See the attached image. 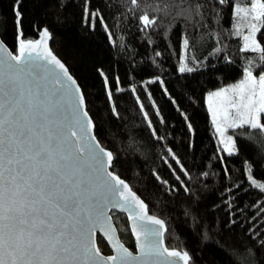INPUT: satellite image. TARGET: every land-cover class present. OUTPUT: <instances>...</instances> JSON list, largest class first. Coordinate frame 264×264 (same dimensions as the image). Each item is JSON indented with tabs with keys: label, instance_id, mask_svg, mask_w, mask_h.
<instances>
[{
	"label": "snow or ice",
	"instance_id": "obj_1",
	"mask_svg": "<svg viewBox=\"0 0 264 264\" xmlns=\"http://www.w3.org/2000/svg\"><path fill=\"white\" fill-rule=\"evenodd\" d=\"M217 3H231L232 15L247 20L244 25L247 34L240 31L239 22L234 23L235 34L242 36L241 51L256 54L251 59L245 57L248 63L239 81L211 91L207 97L211 123L223 145L221 151L232 156L238 154L234 137L244 135L235 130L247 127L259 130L264 136V45L258 39L264 29V0H244L247 6L236 0H217ZM63 4L64 0H60L61 7ZM130 4L140 8V0H130ZM90 5L91 0H84L82 23L94 31L99 21L111 38L112 32L100 9L90 10ZM205 6L200 0H171V4L152 8L151 15L141 10L137 17L140 31L152 44L154 41L147 35L149 30L161 26L168 32L171 30L172 24L164 25L160 14L171 16L172 21L180 17L199 24L204 20ZM10 11V17L0 14V264H196L189 250L165 246L166 221L150 214L145 200L117 174V156L97 138V124L87 109L85 91L49 47L53 39L49 27H37L27 20L25 0H12ZM216 19H220L219 13ZM26 22L38 33V39L26 38ZM9 29L15 52L8 46ZM122 41L123 38L119 47H124ZM190 41L189 36L181 35L182 55L177 69L180 74L198 70L195 43ZM112 43L117 45L116 40ZM219 51L217 48L216 52ZM155 55L159 57L162 53ZM254 65L261 67L259 75L254 74ZM97 71L104 80L111 110L118 116L109 77L103 69ZM113 79L115 91H125L120 86L119 75ZM157 82L164 83L159 76L145 83ZM130 90L135 93L136 87L133 85ZM163 91L172 100L166 87ZM136 99L139 101L138 96ZM143 107L140 103V108ZM143 115L147 117L148 113ZM182 115L189 130V147H194L193 122L187 114ZM148 124L151 126L150 120ZM229 129L234 130L230 135ZM247 138L252 139L251 134ZM167 152L190 179L172 149L167 148ZM245 168L250 187L264 195V182L253 178V165L245 162ZM224 172L227 176L226 165ZM202 175L207 177L208 172ZM181 184L186 194L189 193L190 189L182 181ZM112 210L127 214L138 255L119 240L111 244L114 254L105 255L94 241L98 231L104 236L117 232L109 215ZM259 235L258 232L253 235V246L242 252L234 250L232 255L243 264H264V239H257ZM209 241L204 231L202 242Z\"/></svg>",
	"mask_w": 264,
	"mask_h": 264
},
{
	"label": "trees",
	"instance_id": "obj_2",
	"mask_svg": "<svg viewBox=\"0 0 264 264\" xmlns=\"http://www.w3.org/2000/svg\"><path fill=\"white\" fill-rule=\"evenodd\" d=\"M200 2L206 6L204 20L199 24L180 17L172 21L171 16L160 14L164 25L172 24L171 30L168 32L163 26L149 30L147 35L154 41L152 44L141 33L137 17L141 10L151 15L152 8L171 4V0H140L139 9L130 0H91L90 10L100 9L112 32L111 38L99 21L94 31L82 23L84 0H64L63 7L60 0H25V12L28 21L37 27L48 26L53 33L50 48L85 91L87 109L97 124V138L117 156V174L145 200L150 214L166 221L165 245L189 250L196 264H243L232 255L233 251L242 252L253 246L256 232L260 234L257 239H264V211L260 210L264 208V195L250 187L245 168V162H250L253 178L264 182V136L259 130L247 127L235 130L244 135L234 137L238 154L228 156L217 142L205 101L209 91L239 81L247 67L245 57L251 59L256 54L241 51L244 42L242 36L235 34L234 23L239 22L240 31L246 34L247 20L232 15L231 3ZM236 2L247 6L244 0ZM11 4L12 0H0V14L10 17ZM169 11L175 15L173 9ZM182 34L195 43L198 70L191 74H180L177 70ZM25 36L28 39L38 36L28 22ZM121 38L124 47L118 46ZM258 39L264 45V29ZM11 40L9 29L8 46L15 52ZM112 40L117 41L116 46ZM217 48L221 51L216 52ZM156 52L162 55L157 57ZM98 68L109 77L118 116L111 110ZM253 68L254 74L259 75L261 67ZM116 75L125 89L123 92L115 91ZM157 76L164 81L163 85L145 83ZM133 85L135 93L130 90ZM164 87L172 100L163 91ZM144 112L148 113L147 117ZM182 114H187L193 122L194 147H189V130ZM233 131L229 129L228 134ZM249 134L252 139L247 138ZM167 148L179 158L190 179ZM204 172H208L207 177L202 175ZM181 181L190 189L189 193L186 194ZM229 220L236 223L230 225ZM114 222L122 242L133 249L125 218L117 215ZM250 230H253L251 234ZM204 231L210 237L207 243L202 242ZM98 246L104 254H110L101 239Z\"/></svg>",
	"mask_w": 264,
	"mask_h": 264
},
{
	"label": "water",
	"instance_id": "obj_3",
	"mask_svg": "<svg viewBox=\"0 0 264 264\" xmlns=\"http://www.w3.org/2000/svg\"><path fill=\"white\" fill-rule=\"evenodd\" d=\"M38 38H39V36H37L36 39H38ZM50 42H51V41H49V47H50ZM113 212L115 213V215H121V216H123V217L125 218L126 223H127V226H128V230H129V233H130V236H131L132 242H133V249L128 248V247L122 242V240H121V238H120V236H119L118 230H117V232H116L114 235H113L112 233L109 234V236H112V239H109V236H104V234H103L102 232H99V231H98V232L94 235V237H93L94 241L98 244V239H101V240L103 241V243L107 246V248H108L110 254H114V250L111 248V244H112L113 242H115V240H119V242H120V243H123L125 247H127L130 251L133 252V254L138 255V254H139V249H138V247H137V243H136V240H135V236H134V234H132V233L130 232V221L127 220V214H126V213H123V212H120L119 210H112V212H109V215L112 216V221H113V223H114ZM114 226L116 227L115 223H114ZM165 235H166V233H165ZM165 235H164V237H163L164 244H165V239H164V238H165ZM165 246H166V245H165ZM105 255H108V254H105Z\"/></svg>",
	"mask_w": 264,
	"mask_h": 264
},
{
	"label": "rangeland",
	"instance_id": "obj_4",
	"mask_svg": "<svg viewBox=\"0 0 264 264\" xmlns=\"http://www.w3.org/2000/svg\"><path fill=\"white\" fill-rule=\"evenodd\" d=\"M247 34V33H246ZM227 87V86H226ZM218 90V89H217ZM214 91H216V90H214ZM209 92H211V91H209ZM208 92V93H209ZM208 93L206 94V101H205V103H206V107H207V110H208V112H209V114H210V117H211V112H210V110H209V102H208V99H207V97H208ZM214 103H218V101H215ZM213 128H214V126H213ZM215 132V131H214ZM215 135H216V139H217V142H218V144L221 146V148H223V145L220 143V140H219V137H218V134H216L215 133ZM226 153V152H225ZM258 182H262V181H259L258 180ZM113 219H115V220H117V215H113ZM115 223V222H114Z\"/></svg>",
	"mask_w": 264,
	"mask_h": 264
}]
</instances>
